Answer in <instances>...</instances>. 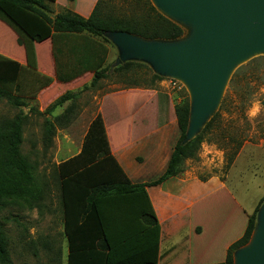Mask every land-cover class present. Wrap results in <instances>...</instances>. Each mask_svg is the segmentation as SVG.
<instances>
[{
    "label": "rangeland",
    "instance_id": "374dc122",
    "mask_svg": "<svg viewBox=\"0 0 264 264\" xmlns=\"http://www.w3.org/2000/svg\"><path fill=\"white\" fill-rule=\"evenodd\" d=\"M94 1V9L100 2L106 15L122 19L145 16L151 8L162 13L154 0ZM172 20L184 28L185 36L176 43H158L169 46L188 42L193 26ZM109 34L101 37L88 34L55 36L47 43H36L37 76L24 70L21 90L15 93L24 105L14 106L7 99L0 98V120L13 121L21 114L26 117L22 127L21 154L33 178L30 194L0 199V225L10 241L12 264H57L54 261L60 252L58 264H66L67 240L63 228L59 165L82 149L88 132L87 124L96 117L107 94L118 91L143 93L139 98L117 99L119 107H114L116 100L106 99L104 113L113 146L124 143L126 139V133L120 131V122L114 124L115 120L132 117L140 101L145 99L148 107L153 105L158 109V123L168 126L166 146L177 145L181 137L176 107L187 100L190 106L192 104L185 83L176 76L159 73L148 61H124L123 52ZM17 39L15 32L0 22V48L5 53H15L21 59L25 52L18 46ZM54 50L59 61L53 57L51 62ZM128 62L138 63L139 66L128 71H115ZM66 63L82 71H87L85 68L90 69L96 63L98 71L106 69L107 76L91 86L96 70H88L69 83L61 85L58 82L60 85L56 83L49 90L48 87L39 91L44 77L56 75L57 78V67ZM61 70L63 74L65 71L69 73L66 68L61 67ZM42 92L54 98L48 102L44 112L39 110L37 100ZM67 94L75 96L48 112L59 98ZM68 110L73 112L70 122L56 120ZM209 123L211 126L205 130ZM52 124L56 127L54 133L48 130ZM202 133L204 142L201 149L195 159L185 161L181 177L188 172L200 180L218 176L227 182L228 189L233 193L220 190L206 196L205 191L200 189L193 191L196 199H205L195 206L192 221L206 228L209 236L214 232L220 233L215 250L219 254L235 233L245 230V217L248 219L257 207L260 210L264 206V51L252 53L235 65L219 103L198 135ZM142 154L147 156L145 152ZM136 158L138 162L134 164L140 170L142 179L156 180L162 175L159 155L154 158L147 156L145 166L140 164L145 160L143 155ZM196 246L194 243V248Z\"/></svg>",
    "mask_w": 264,
    "mask_h": 264
},
{
    "label": "trees",
    "instance_id": "16d2710c",
    "mask_svg": "<svg viewBox=\"0 0 264 264\" xmlns=\"http://www.w3.org/2000/svg\"><path fill=\"white\" fill-rule=\"evenodd\" d=\"M54 3L55 0H0V19L17 33V43L24 48L26 55V66L0 55V98L7 99L14 106L24 105L15 95L21 90L20 81L24 70L36 75L35 43L53 40L55 36L88 34L101 37L111 32H126L144 40L166 42L178 41L185 36L183 27L154 8L145 16L122 19L106 15L99 2L89 18H83L69 10L51 17ZM53 57L59 61L55 50ZM135 66L139 64L128 62L118 66L115 71H128ZM61 67L66 68L69 73H61ZM77 68L75 70L68 63L58 66V81L69 83L88 70H96L91 83V86H95L107 76L106 69L98 71L96 63L90 69L85 68L87 71ZM156 78L160 80V77ZM51 82L48 77H44L38 90L49 87ZM74 96H62L48 112ZM190 109L188 100L176 107L181 137L166 171L149 185L132 184L111 153L102 116L98 114L95 117L81 152L59 165L63 228L68 250L66 264L159 263L161 228L146 188L178 177L184 173L185 161L197 157L204 142L203 133L185 142ZM71 115L73 112L68 110L56 120L70 122ZM25 121L26 117L22 114L13 121L0 120V199L21 197L33 190L30 167L21 154L22 127ZM210 126L209 123L205 130ZM48 130L54 133L55 125L52 124ZM258 211L259 207L248 219L245 217L246 227L242 236L227 249L225 260L215 264H234V254L249 243L256 229ZM58 256L54 261L57 264L60 262L61 252ZM0 263L12 264L10 241L2 225Z\"/></svg>",
    "mask_w": 264,
    "mask_h": 264
},
{
    "label": "water",
    "instance_id": "95a60500",
    "mask_svg": "<svg viewBox=\"0 0 264 264\" xmlns=\"http://www.w3.org/2000/svg\"><path fill=\"white\" fill-rule=\"evenodd\" d=\"M154 2L165 17L193 26L188 42L168 46L158 42L179 40L148 41L126 32L109 37L123 52L124 61L145 60L159 73L182 79L192 97L185 142L191 141L219 103L235 65L264 51V0ZM234 264H264V206L258 211L249 243L234 254Z\"/></svg>",
    "mask_w": 264,
    "mask_h": 264
},
{
    "label": "crops",
    "instance_id": "0c3cea01",
    "mask_svg": "<svg viewBox=\"0 0 264 264\" xmlns=\"http://www.w3.org/2000/svg\"><path fill=\"white\" fill-rule=\"evenodd\" d=\"M94 2V0H55L54 5L51 7L50 16L53 17V14L56 16L60 12L69 10L83 18H89L94 10ZM80 3L85 4V6H82ZM0 22L13 30L1 19ZM15 34L18 37L16 32ZM48 41L43 43H47ZM18 46L23 48L20 45ZM0 55L15 60L23 66H26V55H23L22 58L19 59L15 53H5L1 48ZM51 59V62H53L52 52ZM48 78L52 82L49 88H46L47 90L51 89L59 82L56 75L55 77L50 75ZM59 83L63 85V83ZM59 83L57 85H60ZM142 94L143 93L129 91H118L107 94L103 98L104 100L102 103H100L98 114H100L104 120L111 153L116 158L132 184L149 185L157 179L150 180L141 178L140 170L136 169V165L134 164V162H138L136 157L140 154L143 155L145 160L140 164L145 166L148 158H154L159 155L160 167L163 171V175L168 167L171 155L176 146V144L175 146H166L167 143L165 138L167 137L169 130L166 124L158 123V109L153 105L148 107L147 99H145L140 101V104L132 117L129 116L127 120L119 119L117 121L116 119L114 124H117L116 122H120L121 124L118 123L121 128L120 131L126 133L125 142L117 143L116 147L112 144L106 115L104 113L106 99L116 100L113 102L114 107H116L117 101H119L117 99L126 97L139 98ZM53 99L54 98H51L42 92L37 99L39 103V110L44 112L48 102ZM119 106L120 104L117 105V107ZM94 119L95 117L87 124L88 130ZM150 121L152 123L148 125ZM114 126L116 127L117 125ZM80 152L81 150L79 153ZM143 152L147 154L148 158L142 154ZM195 188L205 191L206 196L220 190H228V193L233 195V193L228 189L227 182L218 176H213L207 180H200L199 178L193 177V175L189 172L185 173L182 177L180 175L178 177L170 178L161 185L148 186L146 188L161 228L158 264H215L223 262L226 258L227 249L243 234L242 231L238 234L235 233V235H233L231 239L224 244L222 252L219 254L216 253V244H218V237L220 233L214 232L209 236L206 232V228L199 225V223L195 225L192 221L193 211L196 208L195 206L198 202L205 199L203 196L201 199L195 198L193 193ZM194 243L197 244L195 248Z\"/></svg>",
    "mask_w": 264,
    "mask_h": 264
},
{
    "label": "bare ground",
    "instance_id": "6f19581e",
    "mask_svg": "<svg viewBox=\"0 0 264 264\" xmlns=\"http://www.w3.org/2000/svg\"><path fill=\"white\" fill-rule=\"evenodd\" d=\"M257 235H258V232H256L253 236V240H252V243L255 241V239L257 238Z\"/></svg>",
    "mask_w": 264,
    "mask_h": 264
},
{
    "label": "clouds",
    "instance_id": "9594fccd",
    "mask_svg": "<svg viewBox=\"0 0 264 264\" xmlns=\"http://www.w3.org/2000/svg\"><path fill=\"white\" fill-rule=\"evenodd\" d=\"M254 114V111L253 112H251V115H253Z\"/></svg>",
    "mask_w": 264,
    "mask_h": 264
}]
</instances>
